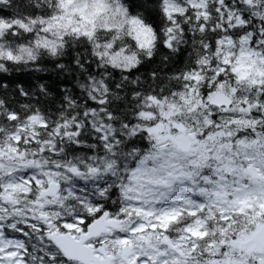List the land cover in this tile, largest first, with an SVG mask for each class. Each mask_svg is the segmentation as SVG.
Here are the masks:
<instances>
[{"label":"snow or ice","instance_id":"obj_1","mask_svg":"<svg viewBox=\"0 0 264 264\" xmlns=\"http://www.w3.org/2000/svg\"><path fill=\"white\" fill-rule=\"evenodd\" d=\"M0 264H264V0H0Z\"/></svg>","mask_w":264,"mask_h":264}]
</instances>
